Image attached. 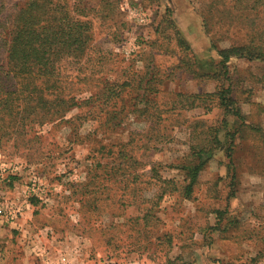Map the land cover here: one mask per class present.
Instances as JSON below:
<instances>
[{"label":"rangeland","instance_id":"374dc122","mask_svg":"<svg viewBox=\"0 0 264 264\" xmlns=\"http://www.w3.org/2000/svg\"><path fill=\"white\" fill-rule=\"evenodd\" d=\"M26 1L4 0L7 22ZM64 1L74 4L72 17L90 23L91 59L63 72L65 94L71 80L77 85L75 105L39 121L32 120L39 112L17 118L14 130L9 116L0 122V264H264V257L253 261L264 235V65L234 57L229 82L215 75L217 52L243 42L246 31L241 19L230 25V14L215 9L230 0ZM226 84L260 130L237 138L232 165L217 150L184 196L186 175L177 167L197 147L213 146L209 129L223 111L214 97L185 110L177 96L211 94ZM114 85L124 104L140 102L137 93L150 89L162 107L174 109L162 121L148 111L119 122L123 115L112 118L109 99ZM148 115L156 127L150 132ZM133 137L156 150L140 157ZM133 155L147 163L138 168L135 191ZM153 165L177 191L164 194L147 217L158 192ZM215 224L219 231L211 232Z\"/></svg>","mask_w":264,"mask_h":264},{"label":"trees","instance_id":"16d2710c","mask_svg":"<svg viewBox=\"0 0 264 264\" xmlns=\"http://www.w3.org/2000/svg\"><path fill=\"white\" fill-rule=\"evenodd\" d=\"M230 2L231 4L228 6L222 5L215 9L219 13L230 14L228 22L230 25L237 18L241 19L246 31L243 34V42L233 43L228 48L217 52L219 61L216 64L218 70L215 68L217 70L215 75L223 74V81L226 83L231 80L228 63L234 57L249 62L258 61L264 65V0H230ZM73 7L74 4L71 7L64 0H27L15 16L10 19V22H7L8 18L3 17L4 0H0V60L2 62L0 64V122L6 118L5 116H9L12 118V130L15 128L17 118L21 121L39 112L37 117L32 119L39 121L51 118L54 114H59L61 109L76 104V94L71 92L76 84L72 83V80L70 81V86H67L68 94H65L60 86L64 79L63 72L67 64L73 62L75 65L81 64L82 61V63L90 61L91 36L89 32L91 27L88 21L80 18L81 14H78V18L71 16V11H74ZM234 14L238 16L234 18ZM204 22L208 24L206 20ZM176 33L180 45L188 50L189 46L179 31ZM209 74L201 73L200 76H208ZM77 76L78 78L75 79L77 82H81L80 73ZM78 90L80 89L76 87L74 92ZM233 90L230 84H226V87L223 85L211 94H179L177 96L179 99L177 102L185 110L199 107L201 106L199 102L214 97L218 100V108L223 111L220 124L215 129H209L214 133L213 146L197 147L190 158L188 157L187 162L177 167L185 171L186 175L182 185L184 196H190L193 193V187L197 184L201 171L217 150H224L229 164L232 165L233 149L237 138L244 130H260V127L248 123L233 97ZM139 94L137 93V100L140 98V102L133 104L135 97L124 104L122 103V91L114 85L112 96L109 98L110 102L115 99L112 118L116 115H123L122 117L119 116V122H121L123 118L132 117L135 113L139 112L142 116L148 111H153L154 113L150 116H156L157 120L162 121L165 119L164 113L169 109H174V107L169 109L162 107L158 101L159 93L156 91L149 89L143 94ZM90 98L93 97L90 96L88 99ZM139 104H143L141 109L138 107ZM15 110L16 112H14ZM150 116L148 115L146 122L147 132L156 129L153 125L149 126V123L152 122ZM145 138L152 139V136L146 135ZM134 139L136 138L133 137V145L138 147L140 157L150 149L156 150L155 147L138 144ZM133 152H137V150ZM121 153H119L120 156H122ZM122 157L124 158V156ZM128 159L135 170L133 173V191H135L138 189L140 177L143 176V174L136 175L138 168L145 167L147 163L144 161L142 163L141 158L136 159L134 155ZM150 170L155 179L150 178L158 187V192L151 198V205L146 213L147 217L151 215L149 212L158 206V202L164 194L177 191L176 184L171 180L162 179L159 173L155 171L154 165ZM151 180L148 183L152 184ZM224 213L223 210L215 212L218 221L221 220ZM210 230L211 232L219 231L218 225L215 224ZM261 241L263 250L258 253L253 261L264 257V235L261 237Z\"/></svg>","mask_w":264,"mask_h":264}]
</instances>
